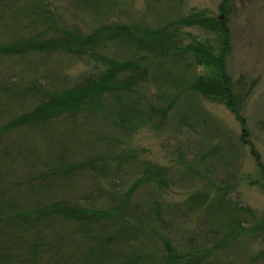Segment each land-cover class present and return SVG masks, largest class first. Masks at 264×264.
<instances>
[{"label":"rangeland","instance_id":"rangeland-1","mask_svg":"<svg viewBox=\"0 0 264 264\" xmlns=\"http://www.w3.org/2000/svg\"><path fill=\"white\" fill-rule=\"evenodd\" d=\"M97 6L0 0V45L89 35L114 20L156 28L197 10L222 31L180 27L181 44L198 39L225 67L189 57L182 83L169 72L178 62L155 67L160 61L138 45L109 43L104 56L139 65L124 73L131 90L95 96L77 115L43 118L31 113L48 96L33 88L54 95L83 85L104 68L93 49L0 53V219L16 225L3 241L0 223V264H23L34 250L32 264H91L99 248L109 260L125 250L137 264H264V0H117L108 14ZM155 69L171 79L153 78ZM219 74L224 93L209 83ZM197 79L195 92L188 86ZM150 165L161 168L163 185L141 180ZM73 210L96 212V228L114 225L88 234L63 214ZM49 212L61 220L55 230L25 224L24 216Z\"/></svg>","mask_w":264,"mask_h":264},{"label":"trees","instance_id":"trees-1","mask_svg":"<svg viewBox=\"0 0 264 264\" xmlns=\"http://www.w3.org/2000/svg\"><path fill=\"white\" fill-rule=\"evenodd\" d=\"M74 1L83 4L87 9H89V5L93 4V0ZM116 1L117 0H94L95 4L98 5L97 8L99 6H105L104 9L106 10L107 14L115 8ZM205 17L206 16L204 15V13H200L196 10L188 16L173 20L169 24H161L159 27L156 26V28H146L135 21L120 22V20H114L112 23L102 24L103 26L101 25L97 27L95 31L89 35L68 31L62 32L61 35L57 38H54L52 36L49 38H36L34 36L33 38H30L28 40L25 39L6 45H0V53L4 55H12L14 52L18 53L29 48L30 50L28 51V53H42L44 50H59V52H76L79 54L85 51L86 47L92 48L93 50L90 49V51L92 50V54L99 59L98 63L101 64L104 68L103 70H101V72L90 75V77H88L87 81L83 85L75 86L68 90L65 89L59 91L54 95L50 94V92L45 88H33V90H35L41 96L48 97H45L35 108V110L31 113L32 116H41L43 118H59V116L77 115L84 110L83 107L85 103L92 101L95 96L98 97V95H101L103 93L108 94L125 91L126 89L131 90L132 84L130 82V79L132 80V78H126L124 76V73L127 71L134 73L136 70H138L137 68L139 65L138 63L134 62V60L120 62L111 59L106 55L104 56V48H106L109 43L115 44L117 42L118 45H138L140 48L146 50L147 57L150 62L156 61L158 63V60L160 61L155 65V67L160 66L163 61L178 62L180 66L176 67L175 70L169 72L176 76L177 73H180L182 83L186 82L187 77L185 76V73L190 71V68L194 66V63L197 66L201 67L216 65L217 69H224V62H222L218 57L213 56L212 53L207 52V50L202 46V42L198 39L192 38L193 40L189 44H181V42L183 41V33H181V30L179 29L180 27H192V25L196 24H205V26H207L208 28L216 29L218 27V30L222 31V29L220 28L221 24L219 22L218 24L215 23V21L206 23L210 20H206ZM189 57L194 58V63L192 62L191 64L188 62ZM182 64H184L185 66H183ZM182 68L184 70H182ZM158 70L160 69H155V72L157 73L154 74L153 78L158 76L163 80L171 79L170 73L168 71L158 72ZM168 73L169 76L166 75ZM177 77L175 78V80L177 79ZM198 81L199 80L197 79L195 82L191 83L188 88H191L196 92V90H198ZM217 81L218 85L217 83H215V81H209V83L213 82V88H218L219 92L224 93L223 88L228 85L226 82V78L224 79V76L220 77L219 74ZM204 84L205 82L203 83V86ZM205 91L203 90V93ZM228 91L225 90V99L229 98V95H231ZM207 93L209 92H206V94ZM233 111L235 112V110ZM28 116L32 118V116ZM24 118H27V116H25ZM116 119L118 120L117 122L120 126H126L125 120H123L122 118ZM19 121L21 122V120H16L15 124L19 125ZM144 171V176L141 180L151 181V178H154L158 181L157 183H159V185H163L164 179L161 168H157L155 165H150L146 167ZM0 213H2V211H0ZM49 214L52 215L50 216ZM49 214L48 216L41 217L39 215L36 218H28L29 216H24L25 222H27L25 224H28L27 226H33L34 224L35 226L38 223L41 226L38 227V229L42 228L43 225L52 227L53 229L57 228V225H59V222L61 221L60 218L53 212H49ZM63 214L67 216V219L80 223L78 224V226H82L83 231L88 234L94 233V231H97V229H99V234L107 233L114 225L113 223L109 225L103 224L99 225L97 228L92 226V224H94L96 220V212H93V215L92 213L87 212H82V214H79L77 210H73L71 212H64ZM7 218L9 217L7 216ZM7 218L5 220L0 219V223H2V225H4L8 231V236L3 239V241H7L12 238V228L13 226L14 228H16L14 221L11 222L7 220ZM114 222L117 223V220H114ZM260 225L261 224H256L253 227L254 230H261ZM243 230L244 229H242L241 231ZM2 234L3 231L1 229L0 238H3L1 237ZM120 243L124 242L120 241L116 244ZM116 244H112L110 248H113ZM112 248L110 250L113 251ZM108 254L110 255L109 250L106 254L103 248H99L94 253L95 259L92 260L91 264H137V260L133 256L127 257L125 255V250L123 251L120 258L119 256H116L110 258L109 260ZM39 256L40 253L37 250H34L30 254H28L24 260H21L20 263L32 264Z\"/></svg>","mask_w":264,"mask_h":264}]
</instances>
